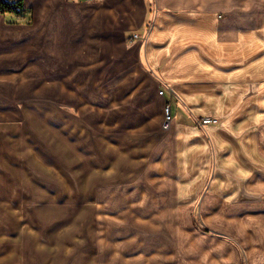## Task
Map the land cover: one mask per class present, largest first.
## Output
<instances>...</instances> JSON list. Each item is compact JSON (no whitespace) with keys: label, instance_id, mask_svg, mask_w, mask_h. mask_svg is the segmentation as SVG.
<instances>
[{"label":"crops","instance_id":"crops-1","mask_svg":"<svg viewBox=\"0 0 264 264\" xmlns=\"http://www.w3.org/2000/svg\"><path fill=\"white\" fill-rule=\"evenodd\" d=\"M24 5L31 21L0 13V126L17 112L25 117L30 104L18 98L32 81L57 105L77 95L91 109L97 93L78 81L88 70L110 95L104 113L116 105L100 125L118 126L124 139L146 136L107 169L122 159L143 164L134 186L110 191L141 192L129 202L143 208L137 222L164 223L173 246L157 241L152 262L264 264V0ZM163 85L169 98L159 93ZM168 102L174 115L163 132ZM204 116L219 122L200 128L194 118Z\"/></svg>","mask_w":264,"mask_h":264},{"label":"rangeland","instance_id":"rangeland-1","mask_svg":"<svg viewBox=\"0 0 264 264\" xmlns=\"http://www.w3.org/2000/svg\"><path fill=\"white\" fill-rule=\"evenodd\" d=\"M86 72L78 81L97 93L91 109L83 110L77 95L57 105L54 95L39 93L32 81L29 95L16 96L24 98L20 105L30 104L25 117L17 112L16 121L0 126V264H154L150 253L157 241L173 246L164 223L154 228L137 222L143 208L129 202L141 192L110 191L135 185L143 164L122 159L124 165L107 168L110 160L119 163V150L136 152L145 145L146 136L124 139L118 126L100 125L114 117L116 105L104 113L110 95L100 93L98 79ZM114 81L120 85L108 83ZM204 117L194 118L200 128ZM163 125L168 132L171 127Z\"/></svg>","mask_w":264,"mask_h":264},{"label":"trees","instance_id":"trees-1","mask_svg":"<svg viewBox=\"0 0 264 264\" xmlns=\"http://www.w3.org/2000/svg\"><path fill=\"white\" fill-rule=\"evenodd\" d=\"M0 13H12L19 21H31L32 19L30 11L25 8L24 0H16L13 2L0 0Z\"/></svg>","mask_w":264,"mask_h":264},{"label":"built area","instance_id":"built-area-1","mask_svg":"<svg viewBox=\"0 0 264 264\" xmlns=\"http://www.w3.org/2000/svg\"><path fill=\"white\" fill-rule=\"evenodd\" d=\"M5 2H11V0H3ZM83 1H86V2H91V1H95V0H83ZM139 35L138 34H135L134 37H138ZM160 93L162 95L165 94V91L164 90H160ZM172 113H171V105H167L166 106V109H165V121H164V129H169L171 127V123H172ZM218 122V119L215 118V117H204V118H201L199 120V124L201 125H209V124H213V123H216Z\"/></svg>","mask_w":264,"mask_h":264}]
</instances>
